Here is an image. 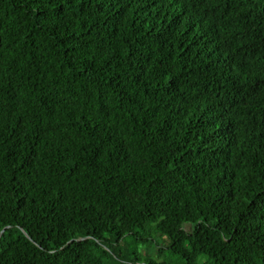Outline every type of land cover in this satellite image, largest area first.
<instances>
[{"label":"trees","instance_id":"obj_1","mask_svg":"<svg viewBox=\"0 0 264 264\" xmlns=\"http://www.w3.org/2000/svg\"><path fill=\"white\" fill-rule=\"evenodd\" d=\"M0 264H264V0H0Z\"/></svg>","mask_w":264,"mask_h":264}]
</instances>
